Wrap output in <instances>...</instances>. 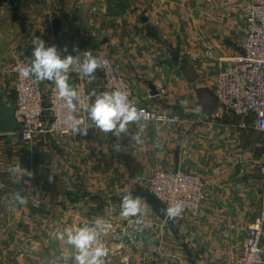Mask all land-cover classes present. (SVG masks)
<instances>
[{"label":"crops","instance_id":"1","mask_svg":"<svg viewBox=\"0 0 264 264\" xmlns=\"http://www.w3.org/2000/svg\"><path fill=\"white\" fill-rule=\"evenodd\" d=\"M169 1L0 0V101L8 107H15L16 95L10 67L18 57L31 63L32 41L39 37L62 56L75 55L76 46L97 58H112L131 84L137 105L182 117L178 123L130 125V132H140L143 144L95 128L87 136L45 134L30 142L0 133V177L6 176L0 187V218L6 251L24 249L22 242L29 249L33 240L44 243L49 235L57 239V231L66 227L111 222L117 240L105 264H122L127 250L132 252L129 264H218L204 253L233 255V262L240 255L264 203V139L252 127L240 128L241 119L231 113L216 116L215 83L219 58L236 56L243 38L237 48L236 15L220 7L197 26L192 16L187 41V32L181 33L184 22L178 14L171 17ZM56 18L60 28L54 31ZM76 74L69 73L72 87ZM42 84L45 92L54 85ZM103 84L98 69L91 93H102ZM17 162L27 171L13 177L8 169ZM177 169L209 180L207 200L196 217L163 220L135 191L148 190L154 171ZM16 190L26 203L15 199ZM129 192L140 199L142 216L120 215L122 198ZM133 218L141 221L136 230ZM36 243L41 264L46 253L68 255L52 258L51 264H75L74 249L63 241H53L49 252Z\"/></svg>","mask_w":264,"mask_h":264},{"label":"built area","instance_id":"2","mask_svg":"<svg viewBox=\"0 0 264 264\" xmlns=\"http://www.w3.org/2000/svg\"><path fill=\"white\" fill-rule=\"evenodd\" d=\"M246 32L242 39V51L237 56L221 57L217 62L215 95L219 103L216 116L231 113L240 118V128H254L264 139V0H249L243 7ZM102 67L103 92L123 90L130 100L143 110L144 121L178 123L182 117L160 113L146 106L137 105L133 88L115 62L106 56L99 58ZM30 64L27 59L17 58L10 67L15 79L14 115L18 123L16 134L21 141L30 142L39 135H66L71 131V120L85 119L84 106L94 98L89 80L77 73L74 88L78 91L80 102L73 113L66 102L59 98L55 85L45 92L41 81L34 77L20 75L22 67ZM189 121V120H188ZM264 174V164L261 166ZM148 191L153 193L167 207L177 202L183 204L180 216L195 217L201 211L207 199L208 179L187 171L156 170L149 179ZM36 206L38 204L36 203ZM178 216V217H180ZM133 226L134 230L138 227ZM101 243L107 248L108 255H113L114 240L111 234L112 224L97 223ZM112 235L113 238H108ZM132 252L127 250L121 256L122 264L131 262ZM232 264H264V203L260 212L248 230L246 244Z\"/></svg>","mask_w":264,"mask_h":264},{"label":"clouds","instance_id":"3","mask_svg":"<svg viewBox=\"0 0 264 264\" xmlns=\"http://www.w3.org/2000/svg\"><path fill=\"white\" fill-rule=\"evenodd\" d=\"M31 63L22 67L20 75L25 78L34 77L37 81H51L54 83L59 98L64 100L68 108L75 113L77 111L80 97L78 91L69 84V73L76 72L89 80L94 79L97 70L102 67L99 58L85 50L81 52L78 47L73 46L75 53L62 56L55 45L46 46L45 42L37 37L32 41ZM65 47L64 52H67ZM94 100L84 106L87 118H75L71 120V131L74 134L87 136L90 128L99 129L102 133L114 134L118 139L125 134L130 142L143 144L140 132H130L129 126L141 124L144 121L143 110L139 109L130 100L129 94L123 90L104 91L97 94L92 93ZM91 121V124L88 123ZM157 147L161 145L157 144ZM119 152V143L114 145ZM8 171L13 177L22 176L27 170L17 162ZM15 199L26 203V198L21 195V190L14 193ZM111 211V209H110ZM169 219H174L182 214L183 204L181 202L161 210ZM144 214V208L139 198H134L132 193L125 194L121 201L120 215L123 218L138 217ZM137 220V223H140ZM56 238L64 241L74 249L75 264H105L108 255L107 248L101 243L99 233L94 227L83 226L78 228L66 227L63 231H57Z\"/></svg>","mask_w":264,"mask_h":264},{"label":"rangeland","instance_id":"4","mask_svg":"<svg viewBox=\"0 0 264 264\" xmlns=\"http://www.w3.org/2000/svg\"><path fill=\"white\" fill-rule=\"evenodd\" d=\"M223 1H225V0H181V2H179L178 4H174L173 1L171 0V1H169V4H171L173 6L171 8V10H172L171 17L176 18L177 14H178L181 21L183 20V22L185 23V24L183 23V26L181 28V33L187 32V34H186L187 35L186 38L188 39L187 41H191V39H189V35H190V29L192 27L190 28L189 22L193 21L192 16L196 17V19H197L196 26H197L199 22H204V21L206 22L207 20H210L209 18H212L217 13L218 8H220V7L221 8H229L232 10L233 15H236V25H235L236 28L234 30V33H235V38L237 39L236 45H237V48H239V46H240L239 43H241V39L244 36L243 35L244 34L243 24L245 22V20H244L245 17H244V13H243V7L248 1L245 0L246 3H245V1L240 3L239 0H232L230 2H223ZM226 15L228 16L227 12H226ZM144 17L147 18L146 15H144ZM204 31H206V30H204ZM240 53H241V51L237 50V54H235V55L237 56ZM5 177H6L5 175H1L0 187H3V185L5 186L6 182L4 180H2ZM263 178H264V174H263ZM149 186H150V184H148V188H149ZM262 204H263V201H262L261 205ZM260 208H261V206H260ZM201 212L202 211H200L199 214ZM131 220H134V222H135L134 224H137L136 219L133 218ZM107 223L112 224L111 222H107ZM4 224H5V222H4L3 218L1 217L0 218V264H37L38 261L36 259V254H35V251H36L35 249H36V244H37L36 242H38V244L40 246L41 245L44 246L43 248L47 252L50 251V248H51V245L53 244V241L58 242V239H53L51 237V235H49L48 237H46L44 239V243L41 242V239H35L36 241L33 240L32 243H30L31 247L29 249H27L24 245V242H22V244H23L22 246H24L23 247L24 249H20L18 247V249L14 250L13 252H9V251H6V248H4L5 246H7L9 248V246L7 245L8 244L7 240L5 239V236H4V233L2 230V227ZM129 224H130V222H129ZM78 227H80V226H76L74 228H78ZM90 227H94L97 231L98 225L93 223L90 225ZM248 230H249V228H248ZM108 238L110 239L111 235H109ZM64 244H65V242H64ZM203 249L206 250L205 247ZM10 250H11V248H10ZM204 255L207 256L209 258V260H211L210 258H214V261L218 260V264H232L233 263V261H232L233 255L212 254L210 252L204 253ZM66 256H68V255L67 254L58 255V254L46 253V254H44V261H45V264H51L52 258H54L57 261L59 257H62V259H64V258H66ZM38 264H41V260H40V262H38Z\"/></svg>","mask_w":264,"mask_h":264},{"label":"water","instance_id":"5","mask_svg":"<svg viewBox=\"0 0 264 264\" xmlns=\"http://www.w3.org/2000/svg\"><path fill=\"white\" fill-rule=\"evenodd\" d=\"M54 31L60 28V20L56 18L54 20ZM174 56L177 59L179 52L175 51ZM18 128V123L15 119L14 108L8 107L5 103L0 101V133H15ZM140 197H142L152 208L153 212L157 214L161 219L166 220L167 217L161 211L167 208V205L159 200L150 191H135Z\"/></svg>","mask_w":264,"mask_h":264}]
</instances>
